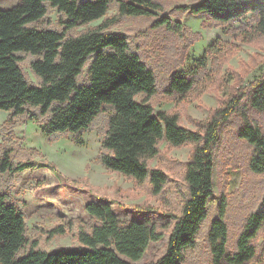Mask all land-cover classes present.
I'll return each mask as SVG.
<instances>
[{"label":"trees","instance_id":"trees-1","mask_svg":"<svg viewBox=\"0 0 264 264\" xmlns=\"http://www.w3.org/2000/svg\"><path fill=\"white\" fill-rule=\"evenodd\" d=\"M175 8L205 14L217 24H228L251 13L255 25L244 27L238 38L258 43L264 50V0H197ZM53 9L60 14L61 29L38 27L36 24ZM112 9L115 13H110ZM165 9L161 0H20L12 7L0 8V110L9 111L5 125L13 127L18 118L26 116L43 123L50 139L63 133L81 134L92 128L100 114L111 110L100 162L138 184L149 181L154 195L164 192L169 182L162 168L151 165L162 154L161 143H193L184 174L187 198L180 214H168L172 225L165 253L148 263L184 264L187 251L198 245L199 233L209 216L210 200L215 196L219 129L232 116L239 118V138L253 148L249 170L264 174V128L250 115L251 110L264 113V76L234 90L219 107L210 110L207 120H195L198 130L182 123L179 109L157 111L151 101L159 93L155 70L139 49L132 48L130 36L112 27L126 17L141 16L153 18L150 28L164 27L182 37L183 23L159 14ZM100 19V24L88 26ZM83 26L88 27L74 33ZM235 46L226 41L219 47L213 57V71L221 69ZM30 56L38 84L29 80L22 67ZM197 62L192 71H177L171 76L169 95L202 94L209 82L202 81L208 74L206 58ZM261 62L264 55L257 53L240 73L239 84ZM87 66L89 79L82 83L80 77ZM14 155L12 147H4L0 156V264H137L150 244L163 238L166 224L149 219L123 221L111 201L90 200L85 210L91 220L80 223L78 244L52 250L40 247L38 239L28 236L25 212L1 182L2 174L36 164L16 162ZM44 164L56 169L53 162ZM89 187L93 189L91 184ZM228 207L223 191L219 214L207 237L212 264H249L264 255V243L262 247L257 242L264 235V199L260 208L246 217L233 249ZM134 208L144 212L153 209L141 205ZM47 232L52 238L67 229L60 224Z\"/></svg>","mask_w":264,"mask_h":264},{"label":"rangeland","instance_id":"rangeland-1","mask_svg":"<svg viewBox=\"0 0 264 264\" xmlns=\"http://www.w3.org/2000/svg\"><path fill=\"white\" fill-rule=\"evenodd\" d=\"M19 1L0 0V8L12 7ZM161 1L166 9L159 14L182 22V37L164 27L150 28L153 18L141 16L126 17L112 29L127 33L132 48L139 49L143 59L155 70L159 87V93L151 100L155 109H179L182 123L198 130L195 120H207L210 110L219 107L234 90L264 76V62H261L250 69L242 84L238 81L240 73L252 62L254 56L257 53L264 55V50L258 43H247L238 38L244 27L255 25L256 19L253 14L248 13L231 23L217 24L205 14L195 15L175 8L177 5L197 0ZM115 11L112 9L110 13ZM59 17V12L53 9L36 25L61 29ZM101 22L100 19L88 26ZM88 26H83L74 33ZM226 41L236 45L235 49L221 69L213 71V57ZM202 57L206 58L208 73L204 74L206 77H203L202 81L209 79L203 86L202 94L198 97L192 94L184 97L178 94L169 95L167 90L171 76L177 71H192L198 66L197 60ZM32 59V56L28 57L22 67L29 80L38 84L39 79L31 69ZM87 68L88 66L80 77L82 83L88 82ZM6 113L9 111L0 110V156L4 147H12L16 162L36 163L23 171L1 175L4 190L26 214L30 239H38L39 246L47 250L78 244L80 223H89L91 220L85 210L87 202L107 199L123 221L149 219L167 225L163 238L153 241L137 264L152 263L165 253L172 225L168 214H180L188 195L184 174L193 143L181 146H171L166 141L161 143L162 154L156 157L151 165L162 168L168 174L169 182L164 192L154 195L149 181L138 184L135 179L113 171L100 162L99 154L102 151V141L108 128L111 110L100 114L91 129L78 135L63 133L53 139L44 132L43 123L26 116L18 118L13 127L5 125L9 115H5ZM250 115L264 128V113L251 110ZM238 119L232 116L219 129V142L215 150V196L210 200L209 216L199 233L198 245L195 249L187 251L184 264H212L207 237L213 219L219 214V200L223 191L227 193L229 202L231 249L236 244L246 217L258 210L263 202L264 174L249 170L253 148L239 138ZM47 162L55 163L56 169L44 164ZM135 205L153 209L139 211L134 208ZM60 224L66 226L67 232L49 238L47 229ZM257 242L263 247L264 235ZM29 247L30 245L22 252ZM262 251L261 248V253ZM249 264H264V255Z\"/></svg>","mask_w":264,"mask_h":264},{"label":"crops","instance_id":"crops-1","mask_svg":"<svg viewBox=\"0 0 264 264\" xmlns=\"http://www.w3.org/2000/svg\"><path fill=\"white\" fill-rule=\"evenodd\" d=\"M7 114H9V113H6L5 115H7Z\"/></svg>","mask_w":264,"mask_h":264}]
</instances>
